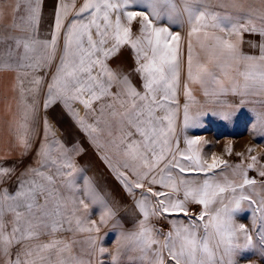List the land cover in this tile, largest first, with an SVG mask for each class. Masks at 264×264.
Here are the masks:
<instances>
[{
    "label": "snow or ice",
    "instance_id": "snow-or-ice-1",
    "mask_svg": "<svg viewBox=\"0 0 264 264\" xmlns=\"http://www.w3.org/2000/svg\"><path fill=\"white\" fill-rule=\"evenodd\" d=\"M44 3L45 0H15L11 6L12 23L7 25L13 31L7 36L0 35V43H7L6 58H0V70L17 73L19 103L24 110L23 122L16 131V144L22 149V156L35 147V163L39 165H29L17 177L14 192L0 189V254L5 264H93L96 253L103 255L108 251L98 247L99 236L95 234L115 213L92 178L84 176L83 182L78 183L81 169L76 166L73 154L79 150L69 149L56 139L47 120L43 138L38 146L35 144L39 136L37 97L53 64L55 70L47 84L43 108L47 110L59 102L70 111L127 192L135 197L134 190L140 191L135 204L142 218L136 221L133 230L121 233V239L127 242L122 247L137 253L129 256V261L238 264L237 256L246 251L264 256V164L258 167L255 155H250L245 163L243 153H237L242 159L235 165L215 154L208 162L194 147L198 140H187V146L180 147L175 124L183 38L180 32L154 23L167 18L189 25L185 126L190 120L192 126H198L197 118L189 117V103L194 99L189 83H198L205 96L218 100L220 95L232 93L241 97L239 104H258L261 110L255 113L253 127L258 123L264 129V8L245 9L233 3L239 13L233 16L213 10L211 0H55L51 38L46 39L40 34ZM254 16L261 21L259 26ZM137 18L140 34L133 36L130 25ZM209 29H219L227 35L235 33L238 37L241 31L260 35V55L241 53L237 43ZM193 36L205 53L203 62L194 51ZM124 45H130L135 52V71L141 76L142 90L108 64L109 58ZM23 69L32 73L45 71V76L33 75L28 80L30 87L25 88L19 77L30 73L22 72ZM245 97L249 99L246 101ZM76 104L83 106L84 116L74 107ZM248 151L251 153L252 149ZM225 169L240 179H229ZM251 170L257 172L259 180L248 175ZM14 171L0 165V183L10 179ZM89 202L101 210L99 224L90 218ZM243 202L252 209L257 238L246 225L235 220ZM190 204L202 206L195 218L190 216ZM21 208L25 211H20ZM6 213L12 215L11 221H5ZM181 216L188 217V223L179 219ZM152 217H174L170 230L156 228L151 223ZM58 231L87 233L88 258L74 254L75 241L55 238ZM42 235L53 238L43 241ZM28 240L37 243L26 244ZM17 245L13 256L12 249ZM119 254L118 249L112 256L113 264H119Z\"/></svg>",
    "mask_w": 264,
    "mask_h": 264
},
{
    "label": "rangeland",
    "instance_id": "rangeland-1",
    "mask_svg": "<svg viewBox=\"0 0 264 264\" xmlns=\"http://www.w3.org/2000/svg\"><path fill=\"white\" fill-rule=\"evenodd\" d=\"M179 2V0H178ZM54 7L55 0H45L43 6V14L48 17L41 20L40 24V34L41 38L50 39V26L54 23ZM146 10V9H143ZM158 26L169 27L173 32H180L182 36V54L183 59L181 62V75H180V88L178 91L179 109L178 118L176 120L175 129L176 136L179 138L180 147L185 148L187 140H198L199 143L194 147L198 149L201 157L211 162L213 154L217 157L222 158L230 165H235L240 163L242 157L238 156L237 153H243V159L245 163L249 162V156L255 155L258 157V167L260 164H264V129L260 127L257 123L254 128L255 113L260 111V106L258 104L244 103L239 104L238 101L241 98H212L210 96H203V90L201 86L197 88H192V93L194 99L189 103V117H196L198 126H192L191 120L188 126L183 123V105L187 102V98L184 94V84L186 82L187 73V39L189 25L185 22L183 24L170 22L167 18L161 20H154ZM8 25V24H7ZM6 24H1V35L7 36L13 30L7 27ZM131 29L133 36L140 34V18H137L131 23ZM15 35H22V33L15 32ZM192 39H196L192 37ZM62 42V38H61ZM11 43V41H8ZM194 45V51L200 54V59L203 62V51L199 48L198 44ZM7 43H0V58H6ZM108 64L112 69L116 70L121 75H127L131 82L140 90L141 88V76L135 71L137 67V60L135 52L130 45H124L122 48L114 53L112 57L109 58ZM55 70V64H53L52 69L47 71V79L44 80L43 85L40 89V94L37 97L40 101V110L38 114L39 120V136L35 140L36 146L39 145L40 140L43 138L44 132V121L47 120L51 123L55 130L56 139L61 141L69 149H78V154L74 153V161L76 166L81 169L78 174V183L83 182V177L87 176L92 178L97 190L105 198L108 204L113 209L115 216L113 219L109 220L107 225H100V232L95 234L99 236L97 241L98 247L102 246L108 251L103 255L96 253L93 256V264H113L112 256L117 253L119 249V264H136L135 261H129V256H135L137 253L129 251L128 247H122L126 245L127 242L121 239V233L130 231L134 229L136 221L142 218V214L139 212L135 199L140 197V191L134 190L135 197L129 194L127 190L123 187V182L119 179L115 172L111 171L106 163L102 160L101 156L98 154V150L91 144L87 134L81 130L78 126L75 116L65 109L59 102H57L53 107L45 110L43 108V103L45 100V93L47 89V84L51 79L52 71ZM22 72H29L30 75L26 78L24 87L28 88V80L32 78L33 75L45 76V71H40L38 73H32L30 69H23ZM23 80V79H22ZM189 83V87H190ZM191 88V87H190ZM29 100L31 96L29 95ZM246 101L248 99H245ZM80 109V115L84 116V108L80 104L74 105ZM199 114V115H198ZM227 117V118H225ZM35 126V125H34ZM49 139H52L51 135ZM229 149L231 154H229ZM249 149L252 152L249 153ZM36 150H33L21 156L18 160L3 163L2 166L14 168L15 171L11 174V178H5L3 183H0V189L7 188L9 192H14L17 187V177L29 166L38 167L39 165L35 163ZM54 172L55 169H52ZM225 172L229 179L239 180L240 177L233 176L229 169H225ZM250 177H256L260 179L255 170L248 172ZM111 178L115 179L112 180ZM27 179V177H24ZM111 180H106V179ZM202 178V177H201ZM218 179H223V177H217ZM259 185L257 189L259 190ZM42 202V198H41ZM88 202V201H86ZM215 207V206H214ZM90 208V218L97 220L99 224L100 219V208L98 206H93L89 202ZM189 213L192 218L198 215L201 211L202 206L199 204H190L188 206ZM20 211H25L23 208ZM82 214V213H78ZM172 218H162L157 219L155 217L151 218V223L164 232H167L171 228L170 220ZM6 222L13 219L10 213H6L4 216ZM184 223H188L189 218L181 216ZM207 219V218H206ZM235 220L237 224H244L252 232L254 238L256 237L257 229H254L252 224V209L248 207L247 202L242 203V210L235 214ZM259 223V221H257ZM67 227V225H65ZM8 231L11 230V224L8 225ZM200 234L203 235V229L201 228ZM87 233H75L69 231H58L55 234L57 239H67L69 241H75L72 243V248L74 254L83 256L87 259L88 244L85 241V236ZM53 237L48 235H42L40 240L48 241ZM26 244H34L37 241L28 240L25 241ZM19 245L13 247V256ZM238 264H264V256L259 254L257 251H246L237 256ZM0 264H5V258L0 254Z\"/></svg>",
    "mask_w": 264,
    "mask_h": 264
},
{
    "label": "crops",
    "instance_id": "crops-1",
    "mask_svg": "<svg viewBox=\"0 0 264 264\" xmlns=\"http://www.w3.org/2000/svg\"><path fill=\"white\" fill-rule=\"evenodd\" d=\"M15 3V0H0V9L3 11V15L0 16V35H1V24H10L12 23V14L11 6ZM233 3L242 5L243 8H253L261 9L264 8V4L261 3V0H211L212 9L220 12L221 14L229 13L233 16L239 15L236 9L232 6ZM224 7H221V5ZM43 19L48 21V17L44 16ZM42 19V21H44ZM254 22L259 26L261 23L260 20L253 17ZM243 23L244 21L241 20ZM227 27V26H226ZM210 32H215L217 35L224 36L225 39H228L234 43L238 44L239 50L243 54L247 55H260V43L261 36L252 34L248 31H241V35L238 37L235 33L227 35L226 33L220 32L219 29H209ZM195 37V36H193ZM196 38V37H195ZM188 40V39H187ZM193 44H197L196 39H192ZM253 44L256 46L254 47ZM206 60L205 53L203 52V61ZM241 70H243V65H241ZM17 73L12 70H0V165L3 163L11 162L21 158L22 149L16 144V131L19 127V124L23 122V108L20 105V85L17 82ZM20 80L23 79L24 83L26 78H23L21 75ZM242 80V78H241ZM195 83H191L190 87L197 88ZM197 86L198 83H196ZM15 85V90L13 89ZM203 93V92H202ZM203 96L204 93H203ZM212 98H217L211 96ZM226 98H241L239 96L233 95L232 93H225L219 96ZM244 99H249L245 97ZM110 177V176H108ZM111 178V177H110ZM112 180H115L111 178ZM106 179V180H111Z\"/></svg>",
    "mask_w": 264,
    "mask_h": 264
}]
</instances>
